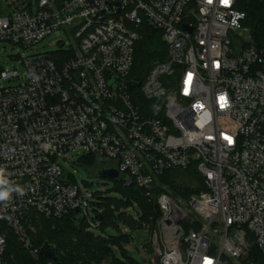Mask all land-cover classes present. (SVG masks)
Masks as SVG:
<instances>
[{
  "label": "built area",
  "instance_id": "built-area-1",
  "mask_svg": "<svg viewBox=\"0 0 264 264\" xmlns=\"http://www.w3.org/2000/svg\"><path fill=\"white\" fill-rule=\"evenodd\" d=\"M236 3L0 0V42L32 49L60 30L74 38L56 53L16 55V65L0 72V166L25 188L0 204V264H11L10 232L42 264L33 241L39 216L73 215L107 235L104 207L91 210L98 195L57 161L78 148L157 205L158 217L133 214L148 235L141 245L148 264H202L204 257L243 264L254 247L264 253V47L243 37L247 15ZM145 23L162 32L168 55L129 89ZM134 88L143 103L133 100ZM161 89L175 95L174 105L149 103ZM189 169L204 189L187 200L161 185L165 172Z\"/></svg>",
  "mask_w": 264,
  "mask_h": 264
},
{
  "label": "trees",
  "instance_id": "trees-1",
  "mask_svg": "<svg viewBox=\"0 0 264 264\" xmlns=\"http://www.w3.org/2000/svg\"><path fill=\"white\" fill-rule=\"evenodd\" d=\"M56 1L61 4L63 0ZM236 7L247 15L243 24L250 29L253 43L258 47H264V0H237ZM139 31L141 37L135 46L133 68L127 77L129 81L135 83H141L152 67L157 62L163 61L168 55V46L159 29L145 23ZM139 97L141 99V95ZM160 99H152L149 103H155ZM141 102L143 103V100ZM94 161L95 158H92L91 162ZM189 170L167 171L161 176L160 182L168 185L174 195L179 192L193 193L194 191L191 192L189 186L180 182L181 175ZM119 188L127 196V201L114 202L108 199L110 204L106 206L103 214L105 217L103 226L106 230L111 228L112 231L109 233L107 231L106 239L87 232L83 221L78 224L75 216L67 215L58 219L45 217L34 219L33 224L37 232L33 235L34 244L40 248L46 241H49L56 246L59 260L54 261L53 264H105L103 261H107L109 258H111V262L106 264H142L133 260L128 254L127 262L119 260L110 246L111 241L131 240L130 236L121 233V224L128 225L133 229H136L140 224V221H134L120 210L137 202L143 213L141 220L158 217L160 212L153 199L147 197L144 190L134 182L126 185L124 181H120ZM156 189L158 190V188ZM8 238L7 250L9 249V252L6 253L11 264H39L26 251L24 252L12 232L9 233ZM42 264H46V262L43 261ZM243 264H264V253L254 247Z\"/></svg>",
  "mask_w": 264,
  "mask_h": 264
},
{
  "label": "rangeland",
  "instance_id": "rangeland-1",
  "mask_svg": "<svg viewBox=\"0 0 264 264\" xmlns=\"http://www.w3.org/2000/svg\"><path fill=\"white\" fill-rule=\"evenodd\" d=\"M243 37L246 39H252L250 29L248 30V32H245L243 34ZM63 42H66V49H68L71 44L74 43V38L64 30L52 33L32 49H23L20 45H16L8 41H2L0 42V72L2 69L10 68L12 65H16V61L13 60V57L16 55L27 56L30 54L39 53H56ZM167 79L172 80L171 77H168L165 79L166 83ZM3 84L14 85L17 84V82H5ZM130 94L133 97L134 101L141 102V99L139 97L141 95V91L139 88H134L130 91ZM92 158L95 157L87 154L84 148H78L67 152L65 155L59 157L57 161L71 175L72 180H74L83 188L88 187L91 191H94L98 195L97 198L93 201L91 210L94 209L99 211L102 207L106 209V206L110 204L108 199H111L114 202H117L118 200L127 201V196L119 188L120 181L113 180L109 177L99 176L98 171L101 167L99 168L98 166H95L94 164L96 159L92 163ZM189 171L181 175V184L189 186L191 192L194 191L193 193L200 192L204 189L201 176L198 173L196 174L193 169H190ZM165 186L169 190L168 185ZM191 194L192 193L185 194L183 192H179L177 195H175V197L187 200ZM125 211L132 216L133 214H137V212L143 214L142 209L139 207L137 202L126 206ZM40 217L42 216H39L38 218ZM133 220L136 221L134 216ZM120 229L123 231V234L130 236L131 240H121L119 242L111 241L110 246L113 249L115 256L119 260L127 262L128 254L133 260L142 264H148L149 253L141 248V245H143L148 239V235L146 234L145 230L138 227L136 229H133L128 225H121ZM86 231L95 236H99L105 239L107 238L101 229H89L88 227H86ZM35 233H37L36 230L35 232H33V235H35ZM8 250L7 252H9ZM109 262H111V258L107 259V261H103V263L105 264Z\"/></svg>",
  "mask_w": 264,
  "mask_h": 264
},
{
  "label": "clouds",
  "instance_id": "clouds-1",
  "mask_svg": "<svg viewBox=\"0 0 264 264\" xmlns=\"http://www.w3.org/2000/svg\"><path fill=\"white\" fill-rule=\"evenodd\" d=\"M219 67V64L216 65ZM181 94H187V91L184 90ZM155 96L157 99L165 98L166 102L169 105H174L176 103V97L174 94H166L165 90L161 89L160 91L155 93ZM224 97H221V107H224L225 104L223 103ZM151 108L154 112V114H158L160 111V105L153 104L151 105ZM231 143V142H230ZM9 151H14V149H9ZM11 174L7 172V170L0 166V204H3V206L6 208L8 204L11 202L12 195L18 194L23 196L25 194V188L19 184H16L15 182L11 181L9 179V176ZM4 217H0V219H3ZM202 264H214L213 259L211 257H204L202 260Z\"/></svg>",
  "mask_w": 264,
  "mask_h": 264
},
{
  "label": "water",
  "instance_id": "water-1",
  "mask_svg": "<svg viewBox=\"0 0 264 264\" xmlns=\"http://www.w3.org/2000/svg\"><path fill=\"white\" fill-rule=\"evenodd\" d=\"M113 80V83L115 84L118 79L116 78H112ZM127 87L129 89L135 87V86H138L140 83H135V82H132V81H126L125 82ZM98 175L101 176V177H109L113 180H118L120 178V173L117 169H101L98 171ZM101 219L104 218L103 215L99 216ZM76 222L78 224L81 223L82 219L79 218V217H76L75 218ZM167 223V222H166ZM108 233L112 231L111 228H108L107 229ZM116 234V233H115ZM40 255H39V262H43L44 260L46 259H52L53 261L57 262L59 260V257L57 255V249H56V246L52 245L49 241H46L40 248Z\"/></svg>",
  "mask_w": 264,
  "mask_h": 264
},
{
  "label": "snow or ice",
  "instance_id": "snow-or-ice-1",
  "mask_svg": "<svg viewBox=\"0 0 264 264\" xmlns=\"http://www.w3.org/2000/svg\"><path fill=\"white\" fill-rule=\"evenodd\" d=\"M223 2H224L225 4H227V3H228V0H223ZM189 79H190V77H189ZM226 139H229V142H231V138L226 137Z\"/></svg>",
  "mask_w": 264,
  "mask_h": 264
}]
</instances>
